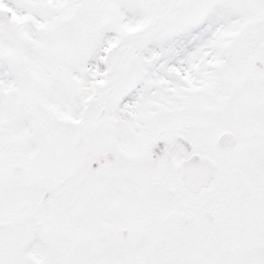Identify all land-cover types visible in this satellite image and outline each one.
<instances>
[{
  "label": "snow or ice",
  "instance_id": "obj_1",
  "mask_svg": "<svg viewBox=\"0 0 264 264\" xmlns=\"http://www.w3.org/2000/svg\"><path fill=\"white\" fill-rule=\"evenodd\" d=\"M0 264H264V0H0Z\"/></svg>",
  "mask_w": 264,
  "mask_h": 264
}]
</instances>
